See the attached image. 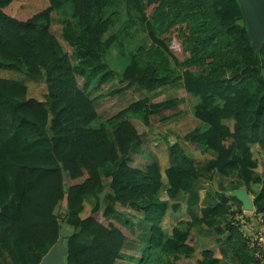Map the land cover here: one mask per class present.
Here are the masks:
<instances>
[{
  "label": "trees",
  "instance_id": "obj_1",
  "mask_svg": "<svg viewBox=\"0 0 264 264\" xmlns=\"http://www.w3.org/2000/svg\"><path fill=\"white\" fill-rule=\"evenodd\" d=\"M12 1L0 0V71L40 78L45 92L28 98L20 78L0 77V264H39L59 240L63 264H179L193 257L203 228L227 235L237 264H255L230 223H240L241 204L220 190L214 204L206 202L177 135L150 127L152 117L168 121L190 103L196 124L181 139L212 153L202 173L233 175L253 196L254 218L264 221V172L256 174L252 150L264 160V39H250L239 0H48L26 20L5 12ZM52 13L71 54L51 31ZM133 29L144 41L127 48ZM112 50L119 70L107 65ZM177 82L182 95L161 99L159 90ZM133 87L147 95L100 117L98 100ZM136 120L167 145L173 165L165 180L156 162L131 159L141 147ZM179 193L189 207L181 217ZM140 219L149 224L148 242L127 251L112 221L132 227ZM200 253L202 264H220L212 248Z\"/></svg>",
  "mask_w": 264,
  "mask_h": 264
},
{
  "label": "rangeland",
  "instance_id": "obj_2",
  "mask_svg": "<svg viewBox=\"0 0 264 264\" xmlns=\"http://www.w3.org/2000/svg\"><path fill=\"white\" fill-rule=\"evenodd\" d=\"M48 6V0H16V1H12L9 6L5 9V12L10 15L15 17L16 19L19 20H26L27 18L31 17L32 15H34L35 13L43 10L44 8H46ZM124 21V17L122 16L111 28L110 33H114L117 31V29L120 27V25L122 24V22ZM51 31L52 33L57 37V39L59 40L60 44L62 45L63 49L65 52H67L68 54H71V48L61 39L60 34H61V28H62V24L60 22V20L57 17L56 13H52L51 14ZM131 34H132V38L130 39V42L127 46L126 43H124V46L127 48H133L135 47V45L137 44V42L139 41H144V35L142 33H137L134 32V29L131 30ZM252 40L255 42V44H259L260 43V39L259 41L257 39H253ZM171 49L173 50V52L175 53V56L178 58L182 57V54L179 53V49L177 48L176 45L171 46ZM117 55L118 52L115 50H112L110 55L108 56L107 60L109 63H107V65L109 67L114 68L115 70H119L121 67V62H117ZM179 59V58H178ZM6 76V78H20V80H23L24 83H26L25 85H27L26 88V93L24 94V96H27L29 94V91L31 92V95H35L38 97H41L44 92H45V87L43 84L42 79L38 78V79H31L28 77H25L23 74H16V73H8L7 71H0V77H4ZM78 82L79 84H81V79L78 78ZM173 83L170 85H167L165 87H162L159 92H161V99H172L174 97H178L180 96V91H179V87H180V83ZM28 90V93H27ZM146 92L139 89L138 87H133L131 89H129L128 91L120 94V95H115L114 97H105L102 98L100 100L97 101L96 103V107H97V111L98 114L100 115L101 118H107L111 115H113L115 112H117L119 109L124 108L125 106L128 105V103L139 99L141 97L146 96ZM182 95V94H181ZM180 110V114L177 116H174V118L169 119L168 121L165 122H160L161 117H157L154 116L152 117V122H151V128L153 127H160L162 129H169L171 130L173 133H175L177 136L176 141L180 144H182L185 149L186 152L188 154H190L192 156V154L194 155V159L197 165V169L200 172L199 174V183L202 185H198V187H202L201 192L202 194L205 193V195L210 196L209 200L213 198L215 191H222V193L227 194V197L234 203H239L238 200H236L234 198V196H231L230 193L232 192L233 189L235 188H244V186H242L241 184L238 183V180H236L234 178L233 175L229 176V177H225L222 175H219L218 177L213 175L209 177V175H206L203 172V168L207 162L208 159H211L213 157L211 152H200L201 149L199 148H195L193 147L194 144H189L188 145L182 141V136L184 135V133H186L188 130H190L192 127L195 126L196 122L193 119V116L191 114V104L190 103H186V104H182L179 106L178 108ZM173 112L171 113H166L167 116L171 115ZM137 121V122H136ZM135 121V124L138 128V131H140V133L142 134V140H143V144L142 146L135 150L132 154H131V159L136 163V164H141L143 159L148 160L149 156L147 154V150H149L151 152V146H157L158 148V152L159 155H162L163 152L166 151V143L156 134H153L150 132L149 127H144L142 126L138 120ZM252 150L254 151V154L259 158V166L256 169V174H260L262 172H264V160L263 158H261V156L258 154L257 150L255 149V147L253 146ZM154 154H158V153H154ZM217 178V179H216ZM110 181L109 177H105L103 178V182H104V189L106 190V187L108 186V183ZM197 187V186H196ZM227 192V193H226ZM187 200V195H182V197H185ZM95 197H92L91 200L94 201ZM182 202V199H180ZM64 202L61 203V205L59 207H57L56 212L61 214L64 210ZM188 210V208H187ZM177 216L181 217L186 215V212L184 210V204L183 202L181 203L180 209L177 212ZM171 220V219H170ZM171 222V221H170ZM170 222L168 221L166 223V225ZM112 223L117 226L121 232H123V234L126 237V248L128 249L127 251H134V252H139L142 248V246L146 245L148 242V238H149V231L147 229V224H141V222L137 223L134 228L131 227H125L120 225L119 223L112 221ZM67 229V228H65ZM196 233V237H197V242L195 243L194 247L195 249H197V252H201L202 249L205 248V244L207 247L212 248L215 251V242L212 240L211 236L212 234L210 233V231L206 230L205 228H203L201 231H197ZM198 233V234H197ZM209 235V236H208ZM118 264H134L132 261L127 260L126 262H118ZM179 264H196V262L194 261V259H190V260H181Z\"/></svg>",
  "mask_w": 264,
  "mask_h": 264
},
{
  "label": "water",
  "instance_id": "obj_3",
  "mask_svg": "<svg viewBox=\"0 0 264 264\" xmlns=\"http://www.w3.org/2000/svg\"><path fill=\"white\" fill-rule=\"evenodd\" d=\"M242 11L248 19V35L250 39H264V0H239ZM260 41V42H261ZM226 195V194H225ZM241 204L242 210L253 212V198L244 188H238L230 193ZM66 250L59 240L42 257L39 264H63Z\"/></svg>",
  "mask_w": 264,
  "mask_h": 264
},
{
  "label": "crops",
  "instance_id": "obj_4",
  "mask_svg": "<svg viewBox=\"0 0 264 264\" xmlns=\"http://www.w3.org/2000/svg\"><path fill=\"white\" fill-rule=\"evenodd\" d=\"M8 73H12V72H8ZM4 76V75H3ZM3 78H6V76H4ZM13 78V77H12ZM6 79H9V78H6ZM23 81V80H22ZM24 82V81H23ZM26 84V83H25ZM26 87H27V85H26ZM27 93H28V90H27ZM27 97L28 98H30V97H34V98H37V99H42V96L41 97H38V96H35V95H31V92L29 91V94L27 95ZM164 100H168V99H164ZM96 106V105H95ZM97 108V107H96ZM185 134V133H184ZM186 143V142H185ZM142 144H143V140H142V134H141V146H142ZM187 145H188V143H186ZM180 145L183 147V149L185 150V152H186V149H185V147L180 143ZM193 147H195V148H198L199 149V147L198 146H195V145H193ZM201 149V151L200 152H205V151H203V148H200ZM147 152V154H148V156H149V158H148V160H146V159H143V161H141L142 162V166L143 165H145L146 163H148L150 160H152L153 162H156L157 164H158V166L160 167V171H161V173H162V176H163V179L165 180V177H164V170L166 169V168H168V167H170V166H172L173 165V162L171 161V158H170V155H169V152H168V148L166 147V151L165 152H163L162 153V155H159V152H158V148H157V146L155 145V146H151V152L149 151V150H147L146 151ZM154 153H158V154H154ZM187 153V152H186ZM206 153V152H205ZM208 153V152H207ZM132 154V153H131ZM192 158L194 157V155L192 154V156H191ZM193 160H194V163H195V165H196V162H195V159L193 158ZM208 160H210V159H208ZM207 160V161H208ZM207 163V162H206ZM141 165V164H140ZM197 166V165H196ZM220 174H214V177L215 176H219ZM217 179V178H216ZM198 185H202V184H198ZM199 189L200 188H202V187H198ZM238 188H240V187H238ZM238 188H235V189H238ZM235 189H233V190H235ZM245 189V188H244ZM232 190V191H233ZM227 193V192H226ZM182 195H186V194H182V193H179V195H178V199H182V202H183V204H184V210H185V212H188V210H187V208H189L188 207V203H187V200H185L186 199V196L185 197H182ZM226 196H227V194H226ZM252 198H253V196H251ZM91 198L92 197H90V198H87L88 199V201L89 202H93L92 200H91ZM235 198V197H234ZM236 199V198H235ZM95 200V199H94ZM237 200V199H236ZM206 202H208V203H210V204H214L215 202H216V200H215V196H213V198L212 199H210V200H206ZM232 202V201H231ZM232 203H234V202H232ZM240 203V202H239ZM241 204V203H240ZM103 205V207H104V205H105V203H103L102 204ZM240 209L242 210V204L240 205ZM64 210V209H63ZM142 221V223H140V225L141 224H147V229H148V231H149V224L147 223V222H145L143 219H140L139 220V222H141ZM138 222V223H139ZM137 226H138V224H137ZM137 226H132L131 228H134V227H137ZM207 230V229H206ZM208 231H210V233L212 234L211 236H209V237H211L212 238V240L216 243V239L217 238H219V239H221L222 241H221V243H219V244H215V246H216V248H215V253H214V256L215 257H220L219 259H220V264H237L233 259H232V257H231V255H230V253H229V251H228V247H227V241H226V238H227V235L225 234V235H222V236H217V235H215V233H214V231L213 230H208ZM217 246H218V248H217ZM207 248H209V247H207L206 246V244H205V248L204 249H207ZM218 251H219V253H218ZM220 254V255H219ZM193 259H194V261L196 262V264H202V263H204V259H203V257H202V255H201V253L199 252H197V249H196V252L194 253V255H193V257H192ZM192 258H189V259H185V260H190V259H192ZM178 263H180V261L178 262Z\"/></svg>",
  "mask_w": 264,
  "mask_h": 264
},
{
  "label": "built area",
  "instance_id": "obj_5",
  "mask_svg": "<svg viewBox=\"0 0 264 264\" xmlns=\"http://www.w3.org/2000/svg\"><path fill=\"white\" fill-rule=\"evenodd\" d=\"M252 213L242 210V213L237 216L240 223L235 221L230 223L237 226L239 232L246 238L253 251L255 264H264V221L260 218L255 219Z\"/></svg>",
  "mask_w": 264,
  "mask_h": 264
}]
</instances>
